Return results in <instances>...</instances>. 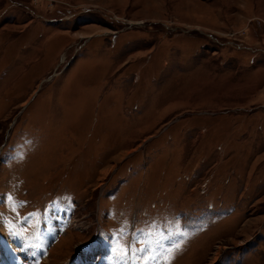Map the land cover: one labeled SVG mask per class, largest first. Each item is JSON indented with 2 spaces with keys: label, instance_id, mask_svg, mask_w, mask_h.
<instances>
[{
  "label": "rangeland",
  "instance_id": "374dc122",
  "mask_svg": "<svg viewBox=\"0 0 264 264\" xmlns=\"http://www.w3.org/2000/svg\"><path fill=\"white\" fill-rule=\"evenodd\" d=\"M51 217L17 264H264V0H0V238Z\"/></svg>",
  "mask_w": 264,
  "mask_h": 264
},
{
  "label": "bare ground",
  "instance_id": "6f19581e",
  "mask_svg": "<svg viewBox=\"0 0 264 264\" xmlns=\"http://www.w3.org/2000/svg\"><path fill=\"white\" fill-rule=\"evenodd\" d=\"M50 219H51L50 220L51 223L49 222L48 224H43L40 227L39 231H37V232L34 231V233H32V234L30 233L31 235L29 237H20L17 234L14 237L12 233H5V235L7 234V235L11 236L10 237L11 240H6V239L4 240V239H2V237L0 238V262L4 261V259H7L9 257V264H17L16 261H14L9 255V254H11L9 252H12V251H9L7 249V247H8L7 244L9 242H12V244H14L16 246L17 245L20 246L23 249V253H27L29 255L34 254V256H37L38 259H39V256H41L42 254L44 255V253H42V250H43L44 246L46 245V241L48 239H50L51 235L56 230V228L54 226V224H55L54 223V221H55L54 217L53 218L51 217ZM29 247H30V249H32L31 251H27V249ZM22 249H21V251H22ZM86 249L87 250H85V252H87V253H85L86 254L85 259H87L88 256L92 257L95 254V252L97 250H99V252H101L104 256L103 260H101V264L102 263L103 264H121V262H120L121 260L118 257L111 255V253L109 251H107V247H105L100 242L92 243V245L87 246ZM100 249H102V250H100ZM4 255H6V256H4ZM33 258H36V257H33ZM85 259L83 261H85ZM26 264H28V263H26ZM31 264H33V263H31ZM82 264H84V263H82Z\"/></svg>",
  "mask_w": 264,
  "mask_h": 264
}]
</instances>
